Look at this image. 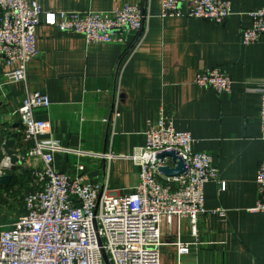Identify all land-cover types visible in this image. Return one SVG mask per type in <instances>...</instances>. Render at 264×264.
Segmentation results:
<instances>
[{
	"label": "crops",
	"instance_id": "obj_1",
	"mask_svg": "<svg viewBox=\"0 0 264 264\" xmlns=\"http://www.w3.org/2000/svg\"><path fill=\"white\" fill-rule=\"evenodd\" d=\"M229 1L233 14L217 25L162 18L161 0H39L47 13L112 11L129 4L141 5L150 16L146 38L132 54V35L124 45L88 43L83 35L46 25L42 16L36 31L39 54L27 72L29 89L51 100L49 109L35 113L47 123L43 138L72 151L54 154V167L61 173L75 175L80 162L90 184L104 182L106 174L109 190L131 191L140 170L130 158L145 145V132L161 119L190 133L196 152L212 155L225 189L217 182L205 185V208L211 213L200 222L197 237L187 220L174 219L163 227L160 264H264V213L253 211L264 159L261 95L248 91L264 82V36L252 45L240 40V31L252 27L250 14L264 0ZM216 67L232 78L231 93L218 95L195 83L202 69ZM8 71L0 66V141L3 145L6 137L15 139L14 150L24 156L30 144L20 137L16 112L25 86L6 84ZM116 105L121 116L113 135L106 121ZM5 133L9 136L3 137ZM82 153L117 157L103 161ZM22 167L31 169L33 162ZM177 242L188 244V253L180 254Z\"/></svg>",
	"mask_w": 264,
	"mask_h": 264
},
{
	"label": "built area",
	"instance_id": "obj_2",
	"mask_svg": "<svg viewBox=\"0 0 264 264\" xmlns=\"http://www.w3.org/2000/svg\"><path fill=\"white\" fill-rule=\"evenodd\" d=\"M232 14L229 0H161L162 18L188 17L223 25ZM42 16L46 25L83 35L88 43L124 45L132 35L131 54L144 42L150 19L141 5L128 4L112 11L47 13L39 0H0V66L9 68L4 74L6 84L25 86L17 114L22 137L30 147L22 158L36 163L31 168L36 188L25 198V214L13 224L0 223V264H106L103 252L109 264H160L165 225L171 226L174 219L187 220L192 234L198 236L200 222L211 213L205 208V185L217 182L225 189L219 169L211 154L194 150L195 139L190 133L178 132L161 119L145 132V145L130 158L140 169L139 183L131 191L109 190L106 174L104 182L90 184L80 162L75 175L57 171L54 154L72 151L43 138L47 123L35 113L49 109L51 100L28 87V65L39 54L36 31ZM250 16L252 27L240 31L244 46L264 36V6ZM195 83L218 95L229 94L233 88L232 78L221 67L202 69ZM248 91L261 95L259 121L264 140V82ZM120 116L116 105L106 122L115 126ZM165 151L175 152L184 162L186 170L180 176L160 173V168L178 167V160L171 156L159 158ZM82 154L105 161L117 157L111 153ZM8 166L6 158L0 165V177L7 175ZM257 184L259 199L253 211L264 213V159L259 164ZM176 246L180 254L189 251L188 244L177 242Z\"/></svg>",
	"mask_w": 264,
	"mask_h": 264
},
{
	"label": "rangeland",
	"instance_id": "obj_3",
	"mask_svg": "<svg viewBox=\"0 0 264 264\" xmlns=\"http://www.w3.org/2000/svg\"><path fill=\"white\" fill-rule=\"evenodd\" d=\"M67 33H69V32H67ZM24 95H25V93H24ZM16 114H17V112H16ZM17 116H18V114H17ZM18 118H19V116H18ZM19 123H20V119H19ZM111 125H112V123H111ZM116 126H117V124L115 126L112 125L113 135L116 133ZM6 136H9V135L7 133H5L3 135V137H6ZM21 136H23V130H22V133L20 134V137ZM6 138H9V137H6ZM13 140H15V139H13ZM2 147H3V145H2ZM138 150H137V152H138ZM16 151H17V149H16ZM137 152H136V154H137ZM100 155H102V154H100ZM3 156L4 157H3L0 165L2 164L4 159L8 158L4 154V152H3ZM18 157H19V163L18 164L20 166H23V164L25 163L24 162L25 160L22 158L23 156L19 155ZM94 158L99 159L97 157H94ZM99 160H103V159H99ZM35 164L36 163H33V167H35ZM18 168H19V166H18ZM23 168L20 169L18 175L16 176V180L13 179V181L15 182L14 186L13 187L8 186V188H6L7 190L5 189L6 190L5 193L0 192V206L2 205L0 207V220H2L4 222L10 221L11 224H13L14 221L17 220L18 217L23 216L25 214V212H26V210H25V203H26L25 198L29 192L33 191L36 188V179L31 174V171L33 169L32 170L31 169L24 170ZM6 173L11 174L12 171L10 169L6 168Z\"/></svg>",
	"mask_w": 264,
	"mask_h": 264
},
{
	"label": "water",
	"instance_id": "obj_4",
	"mask_svg": "<svg viewBox=\"0 0 264 264\" xmlns=\"http://www.w3.org/2000/svg\"><path fill=\"white\" fill-rule=\"evenodd\" d=\"M14 147H15V140L7 138L3 144L4 154L10 160V166H8L7 168L10 169L11 171L16 172L18 169L19 157H18V152L14 150ZM163 155H170L175 161L178 160L177 162L178 167L175 169L160 168V173L167 175V176H174L178 174L180 175L182 172L186 170L184 162L182 161V159L177 157L175 152L172 151V152L164 153ZM12 178L13 177L11 174L1 176L0 177V187H4V186L8 187L12 181ZM103 257H104L106 264H109L107 256L104 252H103Z\"/></svg>",
	"mask_w": 264,
	"mask_h": 264
},
{
	"label": "trees",
	"instance_id": "obj_5",
	"mask_svg": "<svg viewBox=\"0 0 264 264\" xmlns=\"http://www.w3.org/2000/svg\"><path fill=\"white\" fill-rule=\"evenodd\" d=\"M1 143H2V140L0 141V163H1L2 159H3V157H4L3 156V153L1 151V146H2ZM18 173L19 172H17V171L16 172L12 171L11 175H12L13 178H12V181H11V183L9 185L10 187H13L14 186L15 182L13 181V179L16 180V176L18 175ZM4 188H8V187L4 186Z\"/></svg>",
	"mask_w": 264,
	"mask_h": 264
},
{
	"label": "bare ground",
	"instance_id": "obj_6",
	"mask_svg": "<svg viewBox=\"0 0 264 264\" xmlns=\"http://www.w3.org/2000/svg\"><path fill=\"white\" fill-rule=\"evenodd\" d=\"M168 152H170V151H165V152H162V153H160L159 154V158H165V157H169L170 155H163L164 153H168ZM160 171V170H159ZM175 176H180L179 174L178 175H174V177Z\"/></svg>",
	"mask_w": 264,
	"mask_h": 264
}]
</instances>
